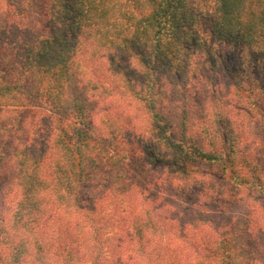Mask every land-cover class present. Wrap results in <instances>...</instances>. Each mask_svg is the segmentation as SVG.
Returning <instances> with one entry per match:
<instances>
[{"label": "trees", "instance_id": "16d2710c", "mask_svg": "<svg viewBox=\"0 0 264 264\" xmlns=\"http://www.w3.org/2000/svg\"><path fill=\"white\" fill-rule=\"evenodd\" d=\"M260 98L264 0H0V264H264ZM133 100L145 127L120 115ZM144 155L180 181L182 223L160 191L137 207ZM83 205L89 234L71 229ZM63 216L60 257L48 238L32 253L30 231Z\"/></svg>", "mask_w": 264, "mask_h": 264}, {"label": "rangeland", "instance_id": "374dc122", "mask_svg": "<svg viewBox=\"0 0 264 264\" xmlns=\"http://www.w3.org/2000/svg\"><path fill=\"white\" fill-rule=\"evenodd\" d=\"M214 50L218 53H228L231 52V49L229 46L224 45V44H218V43H214ZM3 61H10V58H8V56H6V58L3 59ZM124 63H128L127 60H124ZM117 75L115 78H117V80L119 82H116L115 84V89H117V91H124L125 89L123 88L126 84L125 82V73L122 72H116ZM128 77H132L130 76V74H127ZM205 90H207L204 86ZM115 99L116 101L121 102V95L117 94V92H115ZM210 99V95L207 97V99L205 100V95L203 94L201 97H199V99H197V102H204ZM212 99V98H211ZM261 99V100H260ZM259 101L261 103V109L264 110V99L262 100V98H260ZM119 104V103H118ZM133 107H136V104L132 103V107H129V112L126 113L125 111L120 112L121 117L123 118L124 116H128V117H132V119L134 121H140V124H144L143 126L145 127V125L148 124V122H146L145 124V120L147 119V114H145L144 112H141L139 110H134ZM210 108V106H209ZM211 109V108H210ZM134 116H136L137 118L134 119ZM251 123L249 124V126L251 128H249V135L250 138L248 141V146L249 149L251 150V154H249V156L254 157V155L256 154V152H259L261 150V148L263 147L264 144V138H263V132H262V125L259 122V116L258 114H255V116L250 119ZM127 133L130 135L131 131L129 130V128L126 129ZM255 139L258 141L255 142ZM202 141V140H200ZM263 143L260 145V142ZM203 142V141H202ZM206 146V145H205ZM254 148V149H253ZM147 156H140L139 158H137L133 164L131 165L132 167H134V171L137 173L135 177L136 178V183L139 184V189H144L142 195H140L139 197H137L138 201L137 204L140 209H145L147 211L152 212V210L154 209L155 206V202H154V197L157 195L158 191H160V195L159 197V203H162V201H166V203L173 205V209L171 210L173 212H175L176 214L179 213L178 215V223H182L184 219H186L189 215H190V207L188 206V209H184V208H180V204H184V202L181 199H185L181 196L180 194V181L175 180L174 176L176 174H170L171 170L166 166V165H162V164H150L147 162ZM194 167H197L199 169V172H201L202 174H206L209 173L212 168L209 165H206L203 162L200 163H196ZM162 172V173H161ZM169 173V174H168ZM154 174H158V175H162L161 176V183L160 186L158 185L159 183L153 180V183H151V177L153 176H157ZM217 178V179H216ZM216 181L217 183L220 184H225V181L223 179H221L220 177H216ZM219 179V180H218ZM129 197L131 195H128ZM149 198V200L147 201L146 199ZM132 199H136L135 196H132L131 199H128V203L127 201H124L125 198L121 197L119 200V204L120 205H128L129 202H131ZM136 199V200H137ZM161 201V202H160ZM126 203V204H125ZM184 205H188V202L185 203ZM86 207L85 205H83L81 207V209L79 210V212L75 215H69V219L71 220V229L73 232L76 233V231L79 228H83L85 230L86 233L89 234V231L91 229V222H88V219L85 217L84 214H81L83 212L81 211H85ZM172 209V208H171ZM182 209V210H181ZM239 210L240 207L234 208ZM73 214V213H72ZM122 216L123 215H127L129 214L128 212H121L119 213ZM234 213H232L231 211H229L228 213H226V215H221V217L218 218V221H223L224 219L228 218L229 215H233ZM65 217H67V214L65 213ZM65 217L63 216V218L61 219H55L53 221H51L48 224L47 229L46 228H38L35 229L36 227H34V232L30 231L29 233V237H31V251L32 253L36 250L37 247H39L37 244L44 242V239L48 238V244H51L52 247L55 249V251H53V253L56 252V250L59 252L57 253V257H60V252H64V250L66 249V246L68 247L69 244V239L66 238L65 239V235L63 234V229H64V221H65ZM120 222L119 220L113 222V225L111 226L110 229V233H116L119 231L120 228ZM75 235V234H73ZM40 239V240H39ZM65 239V240H64ZM136 245V244H135ZM104 248V245H102ZM46 247V246H45ZM62 248L63 251H62ZM134 248V247H133ZM37 256H40V251L36 252ZM51 253L52 257H54V254ZM50 256V255H48ZM88 255H85V262H79L80 264H89L90 263V259L88 260ZM87 257V258H86ZM29 258L27 257L24 261L23 264H29ZM60 259V258H59ZM33 260V259H32ZM35 261V260H33ZM31 264H33L31 262ZM35 264H39V262L37 263L35 261ZM57 264H61V261L59 260L57 262Z\"/></svg>", "mask_w": 264, "mask_h": 264}]
</instances>
